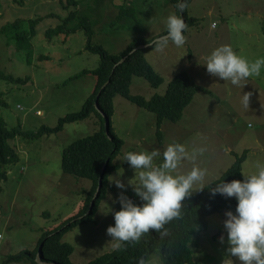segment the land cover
<instances>
[{
	"label": "rangeland",
	"instance_id": "rangeland-1",
	"mask_svg": "<svg viewBox=\"0 0 264 264\" xmlns=\"http://www.w3.org/2000/svg\"><path fill=\"white\" fill-rule=\"evenodd\" d=\"M67 1L0 0V28L16 19L23 20L16 29L0 31V69L15 77H30L26 83L0 78V93L6 102L0 106V116L8 127L18 123L24 130L53 127L59 117L80 110L92 92L95 75L79 73L95 69L100 58L85 49L86 32L79 29L50 39L45 34L48 28L60 24L70 10L88 18L92 43L100 44L109 53L121 52L135 38L152 39L153 34L166 30V17L177 14L171 0H74L76 6L65 7ZM187 15L197 20L184 33L183 47L170 42L163 52L152 48L144 53L163 81L153 87L143 77L133 76L129 89L145 99L156 93L162 95L169 80L186 71L206 92L198 90L181 118L177 122L165 119L159 129L154 112L119 94L113 97L111 127L123 140L113 160L119 167L108 175L105 196L93 219L76 224L62 236V241L73 246L69 257L74 263H86L113 249L114 242L106 230L114 226V216L104 213L109 206L120 210V204L114 201L121 191L135 203H142L128 183L137 182L138 172L135 174L123 161L126 153H163L171 143L184 144L189 152L204 148L195 162L185 161L177 170L185 174L193 166L206 169L204 185L226 171L234 154L246 151L241 163L243 179L255 174L257 165H264V67L258 76L234 86L210 75L204 65L207 56L225 44L249 62L264 58V0H191ZM36 18L29 52L19 50L16 33L29 31L28 21ZM76 22L74 19L69 25ZM245 93H251L248 108L242 104ZM99 124L98 117L92 115L66 123L56 133L9 140L19 161L2 168L6 178L0 181V262L8 254L34 249L43 231L57 227L83 207L91 181L65 173L61 155L71 142L93 133ZM154 163L158 166L162 157ZM114 177L121 179L126 190L115 186L111 181ZM225 212L209 215L207 229L190 240L189 247L198 264H231V260L240 264L226 252ZM222 235L225 243L220 242ZM143 264H160L158 251L149 254Z\"/></svg>",
	"mask_w": 264,
	"mask_h": 264
},
{
	"label": "trees",
	"instance_id": "trees-1",
	"mask_svg": "<svg viewBox=\"0 0 264 264\" xmlns=\"http://www.w3.org/2000/svg\"><path fill=\"white\" fill-rule=\"evenodd\" d=\"M190 1L186 0V4L188 5ZM67 2L65 7L76 6L74 0H68ZM171 3L175 7L177 15H179L178 0H171ZM183 17L188 26L193 25L195 20H197L187 15V7L183 12ZM74 19L77 22L72 26L69 25ZM37 20L38 18L28 21L29 31L16 33L15 40L19 50L22 49L29 52V40L34 33V25ZM22 21L16 19L13 22H8L1 26L0 31L16 29ZM79 29H83L86 32L85 49L98 54L100 58V62L95 69H83L79 73V75L87 73L95 75L96 83L92 92L87 96L80 110L69 112L59 117L57 124L53 127L42 125L37 130H24L20 123L16 126L8 127L5 120L0 116V181L6 178V172L2 168L19 161V154L9 140L17 136L36 139L44 134L61 131L66 123L83 120L95 115L100 120L97 130L71 142L64 148L61 155L62 170L67 174L88 178L91 181V188L83 207L76 214L66 218L57 227L43 231L34 249H22L14 254H8L0 264H38L35 257L40 243H42V260L58 264H143L146 257L155 251H158L160 264H198L193 259L192 251L189 247L190 240L195 234L207 229V217L209 215L228 210L235 212L237 205L234 197L229 198L219 194L213 197L211 189L216 186L215 183L223 180L225 182L243 180L241 163L246 156V151L241 155L234 154V161L220 177L209 181L204 185L205 189L195 194L192 193L190 197L185 199L182 217L165 225V229L168 232L167 236H161L160 232L150 230L138 242H126L120 249L104 252L86 263H74L70 260L69 256L73 251V246L68 242L62 241V236L76 224L93 219L98 204L105 196L108 175L119 167L113 160L120 152L123 140L115 134L111 127L113 97L119 94L137 106L154 112L157 118V129H159L165 119L177 122L182 116L183 109L191 102L198 90L206 92V89L197 84L186 71H180L169 80L165 93L162 95L156 93L149 99H145L141 95L132 94L129 87L133 76L143 77L153 87L159 86L163 81L162 77L153 69L144 55L147 50L153 48L152 45L130 53L133 48L140 44H148L151 39L135 38L121 52L109 53L100 44L92 43V28L89 20L85 16H79L76 10H70L60 24L48 28L45 34L50 39L55 35L68 34ZM43 56L48 58L47 55H41L40 58H43ZM123 57L125 59L122 62H118ZM0 78L10 82L26 83L30 77H15L12 74L4 73L0 69ZM106 82L107 84L103 87ZM95 102L109 118L108 133L105 132L103 117L94 106ZM5 104L6 102L0 93V106ZM106 162L101 191L95 199L92 212L87 216H82L88 208L96 189L102 166Z\"/></svg>",
	"mask_w": 264,
	"mask_h": 264
},
{
	"label": "clouds",
	"instance_id": "clouds-1",
	"mask_svg": "<svg viewBox=\"0 0 264 264\" xmlns=\"http://www.w3.org/2000/svg\"><path fill=\"white\" fill-rule=\"evenodd\" d=\"M177 6L180 13L184 12L186 0H178ZM164 23L166 34L152 37L149 44L157 52H163L170 42L177 48L183 47L188 25L182 15L169 14ZM215 26L213 23L212 27ZM204 65L210 75L234 86H241L249 77L260 74L264 58L249 62L239 56L230 45L225 44L214 49L207 56ZM250 96L251 93L242 96L245 108L249 107ZM204 151V148H200L189 152L184 144L171 143L163 153L153 150L128 152L124 155L123 161L128 163L135 174L138 172L137 182L128 183L142 203H135L121 191L114 201L120 204V210L114 211L109 206L104 213H112L114 216V226H109L106 230L114 242V250L120 249L126 242H138L150 230L160 232L161 236L168 235L165 225L182 217L183 202L194 191L205 189L204 183L208 175L206 169L198 166H193L185 174H178L177 170L185 161L195 162L197 156ZM161 157L162 163L157 166L154 161ZM257 169L255 174L243 175V180H223L215 183L216 186L211 189L213 197L219 194L234 197L237 201L235 212H225L223 226L227 234L226 252L240 264H264V165H257ZM111 181L117 188L126 190V185L119 177H114ZM220 242L225 243L223 235ZM38 264H42L39 259ZM231 264H234L233 260Z\"/></svg>",
	"mask_w": 264,
	"mask_h": 264
},
{
	"label": "water",
	"instance_id": "water-1",
	"mask_svg": "<svg viewBox=\"0 0 264 264\" xmlns=\"http://www.w3.org/2000/svg\"><path fill=\"white\" fill-rule=\"evenodd\" d=\"M179 9V8H178ZM182 15L183 17V12L180 13L179 11V15ZM184 18V17H183ZM185 20V19H184ZM165 35V34H164ZM148 45H150L149 43L148 44H140L138 45L137 47L133 48L130 53L136 51L137 49H142V48H145L147 47ZM125 59V57L121 58L118 62H122L123 60ZM107 84V82L103 85V87ZM102 87V88H103ZM96 110L101 114V116L103 117V120H104V128H105V132L108 133V128H109V118L107 117V115L99 108L97 102H95L94 104ZM106 164L107 162L102 166V169H101V172H100V176H99V179H98V183H97V186H96V189L93 193V196L89 202V205H88V208L87 210L84 212V214L82 216H87L89 215L91 212H92V208H93V205H94V202H95V199L98 197L100 191H101V187H102V178H103V174H104V171H105V168H106ZM81 216V217H82ZM41 248H42V243H40V245L38 246V249H37V253H36V257H35V260L36 262L38 263V259L40 262H42V264H58L56 262H52V261H45V260H42L41 258Z\"/></svg>",
	"mask_w": 264,
	"mask_h": 264
},
{
	"label": "crops",
	"instance_id": "crops-1",
	"mask_svg": "<svg viewBox=\"0 0 264 264\" xmlns=\"http://www.w3.org/2000/svg\"><path fill=\"white\" fill-rule=\"evenodd\" d=\"M165 32H166V30H165V31L157 32V33L153 34V35L151 36V38L154 37V36L157 37V36L163 35V34H165Z\"/></svg>",
	"mask_w": 264,
	"mask_h": 264
}]
</instances>
